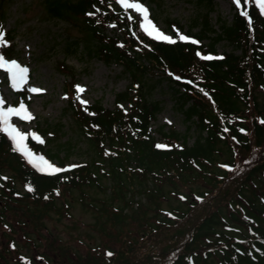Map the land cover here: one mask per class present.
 Returning <instances> with one entry per match:
<instances>
[{
    "label": "trees",
    "instance_id": "obj_1",
    "mask_svg": "<svg viewBox=\"0 0 264 264\" xmlns=\"http://www.w3.org/2000/svg\"><path fill=\"white\" fill-rule=\"evenodd\" d=\"M10 1L0 0V22ZM39 1L49 16L82 33L68 36V55L84 46L89 56L119 65L128 84L115 94L113 108H106L100 101L83 104L75 83L67 82L64 113L87 152L70 162L76 167H67L78 143L71 136L62 139L64 123L38 122L28 133L32 150L61 169L50 173L30 164L0 128V170L11 172H0L1 220L5 211L35 222L50 212L72 217L76 190L78 201L93 210L102 237L85 256L62 248V264H264V16L255 0L234 4L231 19L216 24L210 16L216 0H195L202 10L187 29L165 17L168 35L193 37L174 43L148 36L140 26L143 18L118 0ZM150 16L158 20L154 11ZM13 36L10 30L5 39ZM221 41L230 49L219 52ZM0 52L14 56L10 44H0ZM67 54L58 63L61 72L71 70ZM152 76L174 89L179 109L194 126L191 144L187 133L161 126L168 147H157L150 123L162 106L149 99ZM16 93L25 96L26 90ZM15 180L23 191L12 185ZM149 181L143 188L136 184ZM89 189L105 196L91 197ZM169 193L182 198L165 208Z\"/></svg>",
    "mask_w": 264,
    "mask_h": 264
},
{
    "label": "rangeland",
    "instance_id": "obj_2",
    "mask_svg": "<svg viewBox=\"0 0 264 264\" xmlns=\"http://www.w3.org/2000/svg\"><path fill=\"white\" fill-rule=\"evenodd\" d=\"M130 2H142L148 8V13L154 11L158 20L154 22L165 34V17L169 16L179 21V26L187 29L193 18L201 12V7L195 0H130ZM233 0H216L210 16L213 24L218 23L219 18L230 20L233 12ZM138 17L143 16L134 8H128ZM4 32L12 30L13 40L8 44L14 49V56L20 64L28 67L27 81L19 88L26 90V95L16 93L11 86V80L7 70L0 68V96L4 97L5 105L18 106L23 102L32 113L30 119L23 116L10 117L12 123L25 133L31 132L38 122L64 123L67 136H71L78 143V149L69 158L68 165L78 159L87 157L86 143L79 139L71 129L70 117L65 115L64 107L68 101L65 87L67 82L75 83L76 96L80 100L92 104L95 101L106 108H113L115 94L125 89L128 77L119 65L106 63L97 56H89L84 46L76 54L68 55L65 46L68 36L80 37L82 33L71 27L68 21L49 16L39 0H12L5 6V13L0 22ZM111 32L116 31L115 26L109 27ZM70 33V34H69ZM7 44V45H8ZM84 45V44H83ZM218 51L229 50L223 41L218 43ZM66 58V64L71 70L59 71L58 63ZM71 77V79H70ZM5 78L9 83L6 82ZM160 77L152 76L148 81L154 82L155 87L149 92V99L160 102L162 109L150 123L151 134L164 144L161 136V126L164 130H175L181 134H188L189 144L195 139V130L192 122L187 120L179 109L175 100V92L171 84L165 78L156 81ZM76 85L84 88L78 92ZM32 87L43 89L41 92H32ZM191 125V127H189ZM86 152V153H85ZM43 156L46 160L47 158ZM49 161V160H48ZM55 163V161H54ZM36 167V166H35ZM37 168V167H36ZM38 169V168H37ZM39 170V169H38ZM40 171V170H39ZM45 171V172H50ZM2 176L11 175L8 169L0 170ZM264 182V176H261ZM104 184H109L106 180ZM143 188L151 182L139 184ZM14 187L23 191L19 181H14ZM264 185V184H263ZM180 192H188L186 186H178ZM0 185V192H1ZM89 195L104 197L105 193L95 189L88 190ZM75 200L71 208L72 217L62 218L55 212H50L41 222H35L24 218L18 211L12 213L5 211L4 219L0 217V264H62V248L68 247L71 254L85 256L87 250H93L95 244L100 243L102 232L94 224V212L84 207L79 201L78 191L73 193ZM144 200L143 193L136 196ZM57 203H62V197H57ZM173 193H169L162 200L165 208L177 204L178 199ZM90 198L88 197L87 200ZM2 201H0V212ZM1 215V214H0ZM18 217L22 218L21 222ZM28 222L26 224L25 220ZM73 257V255H72Z\"/></svg>",
    "mask_w": 264,
    "mask_h": 264
},
{
    "label": "snow or ice",
    "instance_id": "obj_3",
    "mask_svg": "<svg viewBox=\"0 0 264 264\" xmlns=\"http://www.w3.org/2000/svg\"><path fill=\"white\" fill-rule=\"evenodd\" d=\"M119 4H121L125 9L134 8L138 13L143 14V20L141 21V28L147 33L148 36L154 37L156 40L175 42V39L181 41H191L193 37L189 35H185L180 33L175 39L172 35H167L157 25L153 22L152 19L149 18L148 8L142 2H130V0H118ZM234 3L239 7L241 0H234ZM256 5H258L260 12L264 13V0H255ZM89 15H94V13H89ZM243 15L248 17L249 23L251 24L252 17L248 15L247 12H244ZM179 31V30H177ZM5 33L0 26V44L7 45L9 41L4 38ZM199 43V41H195ZM197 56H203L204 59H212V55L209 53L207 55L202 54L200 51H197ZM0 68H5L7 73L9 74L11 84L13 88H19L25 84L27 81V73L28 67L20 64L16 59H8L6 58L3 52H0ZM180 77H177L179 79ZM78 92H83L84 88L81 85H76ZM32 92H41L44 91L38 87H32ZM82 103H88L87 101L82 100ZM5 103L4 97L0 96V128L3 129L5 133L11 137V140L16 144L17 148L24 153L26 157H28L29 161L33 163L41 172L45 171H54L60 172L61 169L57 167L56 164L51 163L46 160L43 156H36L31 149L25 143V137L27 133L22 132L16 124L12 123L10 117L12 115L23 116L24 119H30L32 113L28 110L27 106L21 102L18 106L8 105L7 107H3ZM264 122V121H262ZM244 131V129H241ZM35 135V133H33ZM159 148H166L168 145L165 144H157ZM67 167L72 168L76 167V165H68ZM225 168H229L228 164L223 165ZM7 179V177H5ZM29 189H31V185H27ZM172 213H169L171 215ZM112 253L109 252L108 255Z\"/></svg>",
    "mask_w": 264,
    "mask_h": 264
}]
</instances>
